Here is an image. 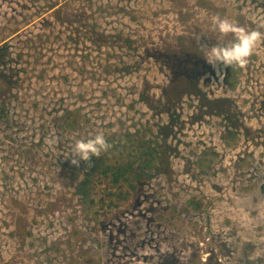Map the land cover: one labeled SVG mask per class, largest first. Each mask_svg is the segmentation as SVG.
I'll return each mask as SVG.
<instances>
[{"label": "rangeland", "instance_id": "rangeland-1", "mask_svg": "<svg viewBox=\"0 0 264 264\" xmlns=\"http://www.w3.org/2000/svg\"><path fill=\"white\" fill-rule=\"evenodd\" d=\"M0 48V264H264V0H0Z\"/></svg>", "mask_w": 264, "mask_h": 264}, {"label": "clouds", "instance_id": "clouds-1", "mask_svg": "<svg viewBox=\"0 0 264 264\" xmlns=\"http://www.w3.org/2000/svg\"><path fill=\"white\" fill-rule=\"evenodd\" d=\"M218 30L222 35L232 33L236 36L237 43L230 48L213 47L206 55V61L210 65L221 63L226 67L233 64L243 67L248 57L252 54L255 46L262 39V34L257 31L248 32L235 26L228 20H217ZM108 147L102 135H97L87 141L80 140L75 144V154L79 160L88 161L91 157L98 156L102 150ZM77 163V161H73Z\"/></svg>", "mask_w": 264, "mask_h": 264}, {"label": "trees", "instance_id": "trees-1", "mask_svg": "<svg viewBox=\"0 0 264 264\" xmlns=\"http://www.w3.org/2000/svg\"><path fill=\"white\" fill-rule=\"evenodd\" d=\"M8 56V53L5 52L3 53L2 49L0 48V68H2L4 66L5 63H7L6 61V58ZM189 59L192 60L193 62L196 61V52H191L190 55H189ZM2 78V77H1ZM0 78V90L2 89H9V90H12L14 89V87H17L18 86V83L17 81H12V79H8L6 78V80L2 81V79ZM181 78V76L179 77V79ZM182 80V79H181ZM194 83V79H191L190 80V84H193ZM1 92V91H0ZM102 175L108 177L109 175H111L112 177V181L116 184H118L119 182H121V179H125L126 176L128 175L129 171L126 169V168H112V167H107L106 169L102 170L100 172ZM135 190V187H131ZM90 204H89V207H93V203L92 202V199H88V201ZM180 261L175 257V256H171L170 257V260H167L166 262H164V264H179Z\"/></svg>", "mask_w": 264, "mask_h": 264}]
</instances>
